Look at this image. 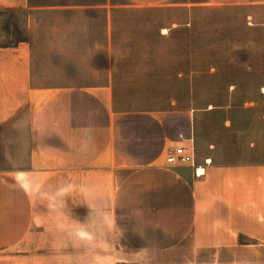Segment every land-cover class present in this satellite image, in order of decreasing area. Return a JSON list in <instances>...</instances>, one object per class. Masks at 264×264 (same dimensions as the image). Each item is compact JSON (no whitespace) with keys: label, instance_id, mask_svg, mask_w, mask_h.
<instances>
[{"label":"crops","instance_id":"obj_1","mask_svg":"<svg viewBox=\"0 0 264 264\" xmlns=\"http://www.w3.org/2000/svg\"><path fill=\"white\" fill-rule=\"evenodd\" d=\"M204 4L264 0H0V9L105 10L107 30L110 7ZM197 120L195 109H123L111 78L45 83L28 41L0 45L9 164L0 169V264H264V148L204 146ZM181 145L194 160L168 162Z\"/></svg>","mask_w":264,"mask_h":264},{"label":"rangeland","instance_id":"obj_2","mask_svg":"<svg viewBox=\"0 0 264 264\" xmlns=\"http://www.w3.org/2000/svg\"><path fill=\"white\" fill-rule=\"evenodd\" d=\"M106 15L97 9H0V45L28 41L45 83L111 78L123 109H195L204 146L264 148V4L110 7L107 30ZM3 140L0 128V169L9 167ZM11 155L13 162L19 157Z\"/></svg>","mask_w":264,"mask_h":264},{"label":"built area","instance_id":"obj_3","mask_svg":"<svg viewBox=\"0 0 264 264\" xmlns=\"http://www.w3.org/2000/svg\"><path fill=\"white\" fill-rule=\"evenodd\" d=\"M194 160L193 154L191 152L188 151L187 148H185V146H177L173 153H171L168 158L167 161L168 162H183V163H187V162H192Z\"/></svg>","mask_w":264,"mask_h":264}]
</instances>
